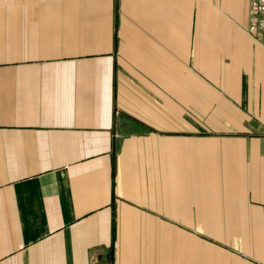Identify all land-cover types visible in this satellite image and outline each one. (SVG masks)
I'll return each instance as SVG.
<instances>
[{"label":"crops","instance_id":"0c3cea01","mask_svg":"<svg viewBox=\"0 0 264 264\" xmlns=\"http://www.w3.org/2000/svg\"><path fill=\"white\" fill-rule=\"evenodd\" d=\"M252 0H0V264H264Z\"/></svg>","mask_w":264,"mask_h":264},{"label":"built area","instance_id":"2783aa9c","mask_svg":"<svg viewBox=\"0 0 264 264\" xmlns=\"http://www.w3.org/2000/svg\"><path fill=\"white\" fill-rule=\"evenodd\" d=\"M252 15L248 24L251 33L259 31L264 35V0H252L249 7Z\"/></svg>","mask_w":264,"mask_h":264}]
</instances>
